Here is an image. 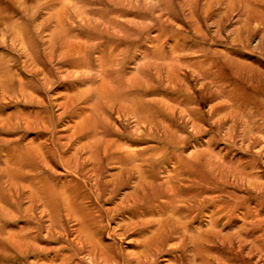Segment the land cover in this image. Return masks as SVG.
<instances>
[{
	"label": "rangeland",
	"instance_id": "1",
	"mask_svg": "<svg viewBox=\"0 0 264 264\" xmlns=\"http://www.w3.org/2000/svg\"><path fill=\"white\" fill-rule=\"evenodd\" d=\"M0 264H264V0H0Z\"/></svg>",
	"mask_w": 264,
	"mask_h": 264
}]
</instances>
